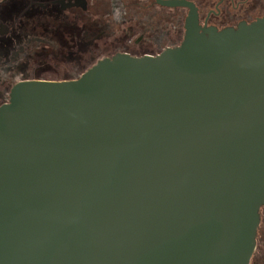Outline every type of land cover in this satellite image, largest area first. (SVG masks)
<instances>
[{
    "label": "water",
    "instance_id": "obj_1",
    "mask_svg": "<svg viewBox=\"0 0 264 264\" xmlns=\"http://www.w3.org/2000/svg\"><path fill=\"white\" fill-rule=\"evenodd\" d=\"M16 84L0 107V264H252L264 18Z\"/></svg>",
    "mask_w": 264,
    "mask_h": 264
},
{
    "label": "flooded vegetation",
    "instance_id": "obj_2",
    "mask_svg": "<svg viewBox=\"0 0 264 264\" xmlns=\"http://www.w3.org/2000/svg\"><path fill=\"white\" fill-rule=\"evenodd\" d=\"M185 1L203 28L237 29L264 18V0ZM188 14L158 0H0V107L19 82L75 80L118 54L156 56L178 47Z\"/></svg>",
    "mask_w": 264,
    "mask_h": 264
},
{
    "label": "rangeland",
    "instance_id": "obj_3",
    "mask_svg": "<svg viewBox=\"0 0 264 264\" xmlns=\"http://www.w3.org/2000/svg\"><path fill=\"white\" fill-rule=\"evenodd\" d=\"M48 76L50 78H48ZM44 77H47L48 79H57V76H54L52 74H45ZM258 247L256 251V260L252 262L253 264H264V208L261 210V225L260 230L258 232Z\"/></svg>",
    "mask_w": 264,
    "mask_h": 264
}]
</instances>
